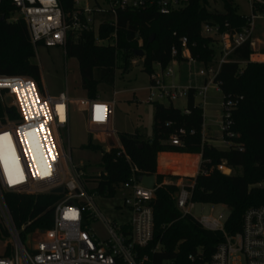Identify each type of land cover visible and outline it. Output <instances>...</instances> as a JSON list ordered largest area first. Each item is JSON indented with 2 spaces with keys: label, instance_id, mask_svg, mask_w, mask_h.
Masks as SVG:
<instances>
[{
  "label": "trees",
  "instance_id": "16d2710c",
  "mask_svg": "<svg viewBox=\"0 0 264 264\" xmlns=\"http://www.w3.org/2000/svg\"><path fill=\"white\" fill-rule=\"evenodd\" d=\"M221 1L223 12L211 10L210 0H182L180 7L168 14L160 13L156 6L119 10L116 27L106 20L98 29V36L93 31L78 37L70 32L66 54L79 62L86 96L95 98L99 96L100 85L114 84L117 58L123 60L121 68L126 72L129 59L136 57L139 49L144 51L143 71L150 76L157 64L166 67L174 60V47L178 50L175 59L186 60L182 56L183 37L188 40L194 60L205 66L216 62L217 53L221 54L219 40L204 35L203 26L213 25L222 31L229 28L239 32L249 25V16L239 13L234 0ZM59 3L67 22H70L77 10L74 0H59ZM15 13L11 0L0 3V75L27 76L40 82V67L33 61L35 48L28 26L22 18L14 21ZM107 17L110 18L111 14ZM115 30L116 45L97 43L98 37L108 39ZM254 53L250 39L233 51L229 61L221 65L216 78L224 102H236L231 112L230 127L235 135L227 138L231 142L229 147L219 149L203 141L204 109L196 104V89L191 87L185 110L153 103V135L148 137L138 131L119 134L125 152L113 149L105 157L108 174L97 186L101 196L113 197L118 185L130 181L133 168L137 177L155 176L156 192L151 204L155 222L154 244L160 241L162 245V251L156 255L158 261L168 259L175 264H188L190 253L201 248L207 255H212L222 240L221 233L204 229L194 217L183 216L178 210L175 196L179 187L164 182L166 179L175 182L181 176L159 173V153L202 154L200 172L196 177L188 178L194 183L193 200L227 206L230 214L225 226L229 233L242 229L247 209L264 206V62L251 61ZM3 116L0 99V117ZM180 129L186 131L180 136L183 145L174 146L170 138ZM194 160L192 155L162 156L168 168L186 173L194 171L190 168ZM223 162L232 168V174L218 170V165ZM5 198L24 241L26 235L52 227L53 205L59 196L6 193ZM8 253L9 249L6 250Z\"/></svg>",
  "mask_w": 264,
  "mask_h": 264
},
{
  "label": "built area",
  "instance_id": "2783aa9c",
  "mask_svg": "<svg viewBox=\"0 0 264 264\" xmlns=\"http://www.w3.org/2000/svg\"><path fill=\"white\" fill-rule=\"evenodd\" d=\"M4 1L0 0V3ZM11 1L16 14L28 26L35 51L39 46H62L65 52L70 32L78 37L84 32L93 31L98 36V29L106 20L116 27L119 10L156 6L160 13L168 14L181 5L180 0H104L103 3H94L96 5L86 3L82 6V0H74L77 10L72 14L70 22H67L59 0ZM249 2L252 13L248 17L249 25L242 31L233 32L229 28L222 31L219 26H203V34L217 38L221 49L218 65L210 64L206 70L199 71V75L206 81L203 87L196 89L195 95L202 96L204 101L212 85L219 88L216 78L221 65L229 61V56L237 47L252 39L255 20L264 19V0ZM107 14H111V17L108 18ZM116 38L115 30L108 39L98 37L97 43L116 45ZM182 47V56L189 63L196 62L186 37L182 39ZM177 56L178 50L174 47V60L166 67L156 65L148 89L149 103H161L166 99L173 101L188 96L189 87L166 81V78L174 77L172 64L177 61ZM9 96L13 98L12 105L7 103ZM0 99L4 108V116L0 117V136L5 133L11 136L19 164L17 171L8 154L6 170L5 154L0 151V215L10 236L7 247L9 253L0 256V264H175L173 260L156 259V255L162 251L160 241L154 244L155 222L151 203L155 197L156 184L151 188L144 186L134 174L133 168L130 181L117 186V190L124 191L123 205L129 213L127 221H108L96 206L95 199L101 196L97 191L98 183L108 174L105 157L113 149L125 152L114 129L115 98L106 100L97 96L79 100L82 104L80 112L84 114L89 132L100 143L97 149L100 151L104 174L99 176H88L82 165L75 166L72 148H69V153L64 147L62 154L58 151L52 130H67L70 145L71 107L77 102L67 92L51 95L48 91L41 92L38 83L30 77L0 75ZM235 104L233 100L224 103L223 133L227 147L231 144L227 138L235 135L230 130L231 112ZM61 106L63 119L57 111ZM97 106H103V111L98 113ZM186 113L189 111L186 110ZM98 115L102 119H97ZM184 134L185 129H180L179 133L172 135L171 144L182 146L180 136ZM203 141H206L204 134ZM218 170L223 173L229 170V174H232V168L224 162L218 165ZM10 175L15 183L10 182ZM91 183L97 184L91 186ZM177 186L179 190L175 200L178 210L183 216L194 217L191 213L197 203L193 200L194 183L178 182ZM58 188H62L63 192L54 193L53 190ZM6 193L59 196L53 205L52 227L47 230L38 229L26 235L24 241L7 205ZM195 220L204 229L221 233L222 240L212 255H207L201 248L190 253L188 264H264V206L247 209L242 229L236 233L226 230L227 220L224 223L208 217ZM98 223L106 229L107 238L98 237L93 227Z\"/></svg>",
  "mask_w": 264,
  "mask_h": 264
},
{
  "label": "rangeland",
  "instance_id": "374dc122",
  "mask_svg": "<svg viewBox=\"0 0 264 264\" xmlns=\"http://www.w3.org/2000/svg\"><path fill=\"white\" fill-rule=\"evenodd\" d=\"M182 0H180L181 2ZM238 6L241 15L250 16L252 13L249 0H234ZM101 2L104 0H82L81 5ZM210 9L223 12V3L221 0H210ZM18 14H14L12 19H20ZM252 48L254 55L251 61L264 62V19H256L254 22L252 35ZM261 55V56H260ZM263 55V56H262ZM221 54L217 53V60L214 65H218ZM130 65L126 72L121 68L123 60L118 57L115 71L114 84L100 85L99 96L106 99L115 98L114 105V129L119 134L140 132L148 137L153 135L154 106L149 103V87L151 85V76L143 71V60L139 57L130 58ZM33 61L40 67L41 80L37 82L41 92L48 91L51 95H58L61 92H67L71 99L76 100L71 109L72 117L70 121V145L68 142L67 130L60 132L52 130L56 141L58 151L63 153V147L69 153L72 148V156L75 166L80 167L86 164V167L96 172L104 171L101 166V155L97 146L99 141L92 138L85 117L80 110L82 104L79 100L86 98V92L82 88L79 62L76 58L67 55L65 49L61 46L44 47L39 46L35 51ZM174 70L173 78H166L167 82L173 81L176 85L193 87L199 89L204 86L205 78L199 75L200 70H206V66L200 62L179 61L172 64ZM117 92L116 94H114ZM196 104L204 107L205 132L208 141L215 147L226 149L223 133L224 116V95L217 85H212L206 95L203 97L196 95ZM187 97L178 98L170 101L166 99L161 103L185 110L187 107ZM62 138V140H60ZM100 138V137H99ZM36 148V147H35ZM37 149V148H36ZM97 149V151H96ZM36 152V151H35ZM65 166V162L62 161ZM229 174V170L225 171ZM185 184L191 181L185 178ZM97 183H91L95 186ZM124 191L119 189L113 197L105 198L99 196L95 199L98 210L108 219V221H117L119 223L129 219V213L124 207ZM196 219L204 217L213 218L224 223L230 210L222 204L213 205L208 203H196L191 211ZM95 232L100 239L107 238V231L102 224L93 225ZM10 236L7 232L5 222L0 215V256H3L7 250Z\"/></svg>",
  "mask_w": 264,
  "mask_h": 264
},
{
  "label": "crops",
  "instance_id": "0c3cea01",
  "mask_svg": "<svg viewBox=\"0 0 264 264\" xmlns=\"http://www.w3.org/2000/svg\"><path fill=\"white\" fill-rule=\"evenodd\" d=\"M185 61H188L187 59ZM179 63V61H175V63ZM197 62V61H196ZM206 81V79H205ZM205 84V82H204ZM203 87V86H202ZM191 88V87H189ZM193 88V87H192ZM201 88V87H200ZM87 97V96H86ZM106 99V98H104ZM106 100H110V99H106ZM204 109V107H203ZM203 134L205 135L206 137V141L208 143H210L207 139V136H206V132H205V123L203 125ZM211 144V143H210ZM213 145V144H212ZM220 149V148H219ZM192 155L193 157H195V160L193 161L192 163V166L190 167L192 170H194L193 172H183V171H178V170H172L171 168H168L167 165L165 164V162H168L167 160L164 162L162 161V156L163 155H171V157H174V155ZM169 159H171L169 157ZM168 159V160H169ZM202 154H188V153H173V152H162V153H159L158 155V171L159 173H162V174H167V175H179L181 176L180 179L176 180L175 182L172 181V180H169V179H166L165 180V184H170V183H174L177 185L178 182H184L185 181V178H190V177H196V175L199 173V170H200V165L202 163ZM233 172V170H232ZM193 182V181H191ZM185 183V182H184Z\"/></svg>",
  "mask_w": 264,
  "mask_h": 264
},
{
  "label": "snow or ice",
  "instance_id": "6c2138e0",
  "mask_svg": "<svg viewBox=\"0 0 264 264\" xmlns=\"http://www.w3.org/2000/svg\"><path fill=\"white\" fill-rule=\"evenodd\" d=\"M58 112H61L62 114V106L58 107L57 109ZM103 111V106H97V112L100 113ZM97 119H102V116L98 115ZM29 135H32V133H29ZM0 141H2L3 143L0 144V151H2L5 154V166H6V170L8 168V163H7V156L8 154L11 155V160H12V164L15 166L16 170H19V164H18V160L15 156V149L12 145V139L11 136L7 133L3 134V136H0ZM10 182L15 183L16 181L11 180V175H10Z\"/></svg>",
  "mask_w": 264,
  "mask_h": 264
},
{
  "label": "water",
  "instance_id": "95a60500",
  "mask_svg": "<svg viewBox=\"0 0 264 264\" xmlns=\"http://www.w3.org/2000/svg\"><path fill=\"white\" fill-rule=\"evenodd\" d=\"M154 39V35L151 37V41ZM135 55L139 58H142L144 56V51L142 49H139L136 51ZM7 103L9 105L13 104V98L11 96H9L7 98ZM139 180L141 181V183L146 186V187H153L155 185V176H141L139 177ZM54 193H62L63 189L62 188H58L53 190Z\"/></svg>",
  "mask_w": 264,
  "mask_h": 264
},
{
  "label": "bare ground",
  "instance_id": "6f19581e",
  "mask_svg": "<svg viewBox=\"0 0 264 264\" xmlns=\"http://www.w3.org/2000/svg\"><path fill=\"white\" fill-rule=\"evenodd\" d=\"M61 113V112H60ZM61 118L63 119L64 118V116H63V114H61ZM38 150V149H37ZM82 166L84 167L83 169H84V171H85V173L88 175V176H99V175H102L104 172L102 171V172H96V171H94L93 170V168L92 169H90V168H88V167H86V164H82Z\"/></svg>",
  "mask_w": 264,
  "mask_h": 264
}]
</instances>
